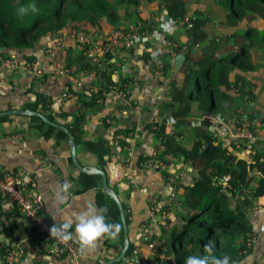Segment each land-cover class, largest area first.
I'll return each mask as SVG.
<instances>
[{"label": "crops", "instance_id": "obj_1", "mask_svg": "<svg viewBox=\"0 0 264 264\" xmlns=\"http://www.w3.org/2000/svg\"><path fill=\"white\" fill-rule=\"evenodd\" d=\"M140 11L143 17L153 18L134 47L118 49L110 54L109 58L107 54H102L93 48L87 49L90 69H83L82 63L79 64V68L74 64L67 66V51L72 49L73 55L81 51V46L76 41L78 33L69 27L62 28L58 40V37L55 39L54 36L52 38L48 36L49 39H44L29 51L36 56L37 60L34 61L46 70L42 93L50 95V109L54 115L61 113L60 122L72 125L73 120L80 117L82 106L76 96L79 90L94 92L100 88H107L106 93L97 100L95 106L82 111L84 113L80 121L82 134H78L82 141L101 140L106 147L108 145L113 147L115 152L110 155V158L105 157L106 160L103 162L107 173L103 172L107 175L110 189L116 193L121 204H124V213L129 215L128 239L134 244L133 256L139 259L137 264H146V256L151 255L152 251L143 243L142 227H146L150 235L163 234L168 241L170 240L169 235L163 232L162 224L154 223L150 218L148 204H156L161 209L165 208L169 203L170 192L174 188L176 195L172 207L175 210L169 212V219H173L177 214H184L183 204L192 197V193L186 187L192 184L194 177L197 176V170L190 167V162H184L182 157L164 161V157H160L164 146L160 136L155 132L160 124L164 125L166 131H170L171 123L175 119L174 109L165 106L173 95L172 83L180 79L175 62L178 54L175 52L177 45L168 39V35L179 28L174 21L170 20L169 15L163 12L165 11L163 9L152 8L149 4L142 2ZM125 23L130 25L129 21L123 19L120 21L121 26ZM86 28L88 31L82 30L80 33H87L86 35L93 33V36H96L95 44L103 40L112 30L109 25L100 22ZM56 41L58 43L52 53L49 50L47 52L46 48L49 49V46ZM257 62V77H260L264 75V60ZM165 63L167 69L163 71L162 68V75L157 76L154 72L157 65L163 67ZM99 73L105 74L113 81V84L100 79ZM247 77L255 84L256 98L253 104L255 110L259 112L260 107L264 105L263 83L260 87L259 79L252 76L250 72H247ZM71 78H74V81ZM125 79L124 86L129 89L125 90L127 94L123 98L116 93L115 87L121 89L119 84ZM76 82L82 83V86L76 85ZM66 85L71 86L74 95L72 98L62 96ZM36 86V78L32 71L19 69L8 72L2 68L0 70V111L6 110L8 106L19 109L32 103L35 99L34 93H38ZM30 89L31 93L28 91ZM223 119L229 121L222 111H217L216 116L204 114L202 117H187L186 124L193 129L201 122L204 123L216 137V143L221 146V150L226 149L227 153L231 152L252 162L254 154H252L251 146L235 138L230 122L225 123ZM215 122L221 124H215ZM34 124L31 119L20 116L0 123V168L7 171L24 170L38 174L36 190L44 201L43 214L54 223L63 222L65 217L72 218L74 214L83 211L90 202H94L98 208L107 209L104 213L107 222L121 220L116 201L106 194L101 198L97 196L98 192L102 191L101 187L82 188L83 174L87 172L73 163L69 141L63 138L44 139L39 128L33 126ZM250 128L253 129V127ZM13 129H18L20 132L3 134L4 130ZM127 129L129 130L128 138L123 133ZM256 133L258 136L263 135L264 127L258 124ZM185 135L188 138L184 136L182 141L190 145L191 131L187 130ZM125 138L128 143L124 147L125 151H128L127 156L119 151L118 145L119 140H125ZM127 147L131 149L130 153ZM140 153L151 154V157L137 165L135 158ZM75 154L82 168L95 167L102 170L100 158L94 152L87 150L83 143L75 144ZM220 158L221 152L218 151L208 156L206 162L210 164ZM164 172L169 174L166 178L164 174H161ZM249 173L255 175L254 180L248 186L239 188L235 192L237 193L235 198L243 196L250 198L255 191L260 174L257 175L255 171ZM168 177L174 179V184H170ZM262 179L264 181V174ZM65 180L72 185L67 193V204L57 205L55 203L56 189ZM109 198L114 202H111ZM244 215L251 223L255 243L251 253L239 264H264V195L258 197L254 206L245 207ZM0 224L2 245L17 240L24 245V255L16 262L17 264H71L68 256L54 258L47 254V243L35 239L34 228L17 211L11 215L0 212ZM122 247L120 234L116 239L103 238L97 242L93 250L81 251L80 263L105 264L108 260L117 257Z\"/></svg>", "mask_w": 264, "mask_h": 264}, {"label": "trees", "instance_id": "obj_2", "mask_svg": "<svg viewBox=\"0 0 264 264\" xmlns=\"http://www.w3.org/2000/svg\"><path fill=\"white\" fill-rule=\"evenodd\" d=\"M142 2L152 8L165 10L163 12L178 26L179 29L169 34L168 39L177 45L175 52L184 55L179 70L180 79L172 83L173 95L169 103L165 104L174 109L175 119L171 123V130L166 131L163 124L155 129L164 146L160 157H164V161L182 157L184 162H190V167L197 170V176L194 177L192 184L186 187L192 193V197L183 204L184 214H177L173 219H169L168 216L161 225L163 232L172 238L171 242L168 243L163 234L160 236L153 234L147 241H143L146 246L149 243L156 244L151 250V255L146 256L145 263L149 264L154 259L158 264H184L188 256H203L204 246L209 242L217 257L228 256L230 264L242 263L253 249L246 247L249 233L253 232L251 223L244 215V208L254 206L258 197L264 195L262 179L264 146L258 148L255 145L252 162H248L231 152L227 153L226 149L221 150V146L216 143V137L204 123L201 122L192 129L186 124V118L202 117L204 114L216 116L217 111H221L223 103L235 101L237 108L241 109L240 113L237 112L238 116L245 111L248 119L264 121V105L260 107L259 112L255 110L253 104L256 98L255 84L247 77V72L251 73L256 69L257 61L260 60L259 55L264 54L263 32L256 26L248 24L257 19L264 22V0H0V57L15 54L21 62L37 60L29 50L44 39H49L48 36L51 38L54 36L56 39L64 27L71 28L79 35L82 30L88 31L87 26H94L99 22L109 25L112 30L122 28L132 34L135 33L139 40L153 18L142 16L140 11ZM28 4H35L39 9L38 13L29 12L22 18L19 17L17 9ZM152 15L154 16V11ZM122 19L129 21L130 25L125 23L121 26ZM209 22L219 25L210 34L206 31ZM90 34L88 35L91 44H95L96 36ZM190 36L192 39L189 41ZM92 47L90 44L81 45V51L75 55L73 50L69 49L66 55L67 66L74 64L79 68L82 63L83 69H90L86 51ZM195 47L196 50L193 51ZM222 54L224 55L221 56ZM162 68L163 71L167 69V64L165 63ZM99 77L107 81L106 83L113 84L105 74L99 73ZM124 83L126 79L119 84L123 91L129 89ZM28 91L31 93V89ZM106 91L107 88H100L94 92L79 90L76 96L82 106L81 114L73 120L72 125L59 121L61 113L53 114L50 109L51 97L45 93L35 92L34 101L19 109L36 111L52 122L64 126L74 138L75 144L83 143L87 150L100 158L102 171L107 173L103 162L106 160L105 157L110 158L115 152L113 147L111 145L106 147L101 140L82 141L78 134H82L80 127V121L84 116L82 111L95 106ZM12 109L15 107L8 106L3 111ZM17 116L34 121L33 126L39 128L44 139L63 138L68 141L67 132L47 124L38 116L7 114L0 117V123ZM187 130L192 133L190 145L182 141V137L188 138L185 135ZM18 132H20L18 129L4 130L3 134ZM128 132V129L123 131L127 138ZM126 144H128L126 138L118 142L119 151L125 156L128 154L124 149ZM218 151L221 152V158L208 164L206 158ZM150 157L151 154L140 153L135 158V163L138 165ZM251 171L260 174L255 191L250 198L247 196L235 198L237 194L235 192L239 188L248 186L254 180L255 175L250 174ZM161 174H164L165 178L169 175L166 172ZM83 177L84 180L81 182L83 189L101 187L99 175L84 173ZM104 195L103 191L97 194L99 198ZM2 200L3 196L0 195V208ZM109 200L114 202L111 198ZM122 205L125 209L124 204ZM174 210L171 208L169 212ZM125 217L128 225L129 215L125 213ZM109 223L121 225L119 234L123 246L121 220ZM1 245L2 242L0 247ZM2 247H5V244ZM133 248L134 244L129 239L125 257L133 255ZM3 251L4 249L0 251V256ZM161 254L162 261L159 258ZM120 262L122 261L113 264ZM0 264L17 263H8L3 258Z\"/></svg>", "mask_w": 264, "mask_h": 264}, {"label": "built area", "instance_id": "obj_3", "mask_svg": "<svg viewBox=\"0 0 264 264\" xmlns=\"http://www.w3.org/2000/svg\"><path fill=\"white\" fill-rule=\"evenodd\" d=\"M138 40L137 34H132L122 28L112 30L103 40L97 44H91V39L84 32L77 36V43L81 45H93V49L102 54H112L118 49H131L134 47V43ZM58 41L52 44L51 48H46L52 53L53 48L57 45ZM5 68L8 72L17 71L19 69H29L33 72L36 78V89L41 90L43 87V79L46 74V70L37 65V63L32 60L30 62H21L20 59L15 54H10L7 57H0V70ZM157 76L162 75V66L157 65L154 71ZM74 81V78H71ZM76 85L82 86V83L76 82ZM90 90V89H88ZM116 93L125 98L126 91L115 87ZM63 98H72L73 92L70 85L64 87ZM242 116L247 119L246 112L243 111ZM264 125V123H262ZM238 133H235V138L245 139L254 153L255 150L253 145L258 148L264 146V133L258 136L256 132L248 129L244 123H240L237 126ZM259 138V139H258ZM261 141V143H259ZM251 142V143H250ZM259 143V144H258ZM129 153L131 149H129ZM151 162V161H150ZM148 162V163H150ZM113 168V166H111ZM38 174L36 172H26L24 170L7 171L0 168V195L3 196L1 202L0 212L4 215H11L17 211L20 216L32 224L35 228L34 237L37 241H44L47 243L46 252L54 258H61L63 256H68L71 264H81L80 258L82 257V252L79 246L72 241L67 243L61 242L59 239L51 237L49 229L54 224V221L46 218L43 214L44 201L41 194L36 190V182L38 180ZM170 184H174V179L168 177ZM175 189L169 195V203L164 208L161 209L158 205L149 206L150 218L154 223H163L164 219L168 217L169 210L173 208V200L175 198ZM161 213V214H160ZM160 214V217H158ZM1 226V224H0ZM149 230L146 227H142V237L144 241H147L152 235L149 234ZM255 234L249 233L247 238L246 247H254ZM151 250L155 247L154 243L148 244ZM2 247V245H1ZM0 247V251L4 249L1 258L5 259L8 263L17 261L24 254V245L21 241H13L6 244L5 247ZM163 254V253H162ZM159 258L162 261L163 255ZM139 259L136 256H129V258L124 257L122 264H137ZM149 264H158L156 260L152 259ZM163 264V263H162Z\"/></svg>", "mask_w": 264, "mask_h": 264}, {"label": "clouds", "instance_id": "obj_4", "mask_svg": "<svg viewBox=\"0 0 264 264\" xmlns=\"http://www.w3.org/2000/svg\"><path fill=\"white\" fill-rule=\"evenodd\" d=\"M38 11L35 4L22 5L17 9V15L22 18L29 12L35 14ZM71 187V183L67 180L57 187L55 197L57 205L67 204V193ZM106 211V208H98L94 202H90L83 211L74 214L72 218L65 217L63 222L54 223L49 229L50 236L63 243L72 241L79 246L81 251L93 250L98 241L103 238L116 239L120 232L119 223L106 221L104 214ZM204 253L203 256L186 257L184 264H230L228 256L221 258L214 254L211 242L204 246Z\"/></svg>", "mask_w": 264, "mask_h": 264}, {"label": "water", "instance_id": "obj_5", "mask_svg": "<svg viewBox=\"0 0 264 264\" xmlns=\"http://www.w3.org/2000/svg\"><path fill=\"white\" fill-rule=\"evenodd\" d=\"M191 39H192V37L190 36L189 41ZM0 49H1V47H0ZM195 50H196V47L193 48V51H195ZM223 55L224 54H222L221 56H223ZM183 60H184L183 53H178L176 55V57H175L176 70H180V67L182 65ZM7 114H20V115L27 114L29 116H38L41 119H43L47 124L52 125V126L58 128V129H61V130L65 131V132H67V134H68V141H69V144H70V152H71V157H72L73 163L78 168L82 169L84 172L101 176V189H102V191L106 195H108L111 198H113L116 201L117 205H118V208H119V211H120V216H121V222H122V226H123V232H124V244H123V247L120 250L118 256L115 257V258H113V259L108 260L105 264H113L115 262L121 261L125 257V254H126V251H127L128 245H129L127 221H126V218H125V213H124V209L122 207L121 202L119 201L116 193L112 189H110V187L108 185L107 175L102 170H100L98 168H95V167L94 168H82L78 164L77 159H76V154H75V141H74V138L66 130V128L64 126L52 122L51 120H49L48 118L44 117L43 115H41L40 113H38L36 111H31V110H27V109L26 110H23V109H12V110H8V111H1L0 112V117L2 115H7ZM160 214H159L158 217H160Z\"/></svg>", "mask_w": 264, "mask_h": 264}, {"label": "rangeland", "instance_id": "obj_6", "mask_svg": "<svg viewBox=\"0 0 264 264\" xmlns=\"http://www.w3.org/2000/svg\"><path fill=\"white\" fill-rule=\"evenodd\" d=\"M242 24H246V23H242ZM249 25H253V26H256L261 32H263V35H264V22L262 20H254V21H251L250 23H248ZM216 27H219V25H217L216 23L214 22H209L207 25H206V31L210 34L212 33ZM54 44V43H53ZM52 46H49V48H51ZM259 59L260 60H264V54H260L259 55ZM37 63V61H35ZM38 65V64H37ZM264 69V68H263ZM26 70H29V69H26ZM31 71V70H30ZM252 76H255L257 77V74H258V71L255 69L253 71V73H250ZM259 79L258 81V85L261 87L262 83H263V86H264V75L262 74L260 77H257ZM43 84H44V79H43ZM258 86V87H259ZM38 93H42L43 91V87L41 90L39 89H36ZM221 111L222 113L225 115V117L227 118V120L229 121H225L224 119L222 120L223 122L225 123H229L233 126L230 125L231 127V131L234 133H238L237 131V126L240 125V123H244L246 125V127L249 129V127H253V129L251 128L250 130L254 131V132H257V127H258V124L259 126L261 127L262 123H264V121H256L253 123L254 120H250V119H246L244 118L242 115L238 116L237 115V112H241V109L240 108H237L236 106V103L235 101H227L225 103H223L222 107H221ZM235 111V112H234ZM215 124H221L220 122H215ZM262 127H264V125H262ZM259 139V138H258ZM240 141H247L245 139H240ZM251 143V142H250ZM250 150V148H248ZM252 154H254L252 152ZM27 221V220H26ZM28 222V221H27ZM29 223V222H28ZM30 224V223H29ZM33 228L34 226L32 224H30ZM34 231H35V228H34ZM37 240V239H36ZM172 238L170 237V242H171ZM18 241V240H17ZM13 242V241H11ZM10 242H8L7 244H9ZM4 245V244H3ZM6 245V244H5ZM24 252H25V249H24ZM24 255V254H23ZM22 255V256H23ZM2 260V259H1ZM19 260V259H18ZM17 260V261H18ZM15 261V262H17Z\"/></svg>", "mask_w": 264, "mask_h": 264}]
</instances>
